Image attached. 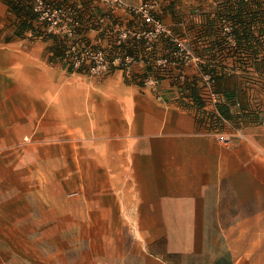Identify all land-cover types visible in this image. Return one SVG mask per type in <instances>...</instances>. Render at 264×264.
<instances>
[{
    "label": "rangeland",
    "instance_id": "obj_1",
    "mask_svg": "<svg viewBox=\"0 0 264 264\" xmlns=\"http://www.w3.org/2000/svg\"><path fill=\"white\" fill-rule=\"evenodd\" d=\"M12 1L24 9L29 7L35 17L17 15L0 0V264H159L149 249L161 231L133 227L137 215L131 205L137 199L123 197L127 182L116 180V150L102 149L100 135L68 132V113L60 106L67 103L58 102L56 95L85 92V87H80L84 85L60 87L51 78L49 65L40 73L26 72L18 61L13 67L17 73H3L4 53L10 45H44L41 41L49 40L50 44L39 47L46 49V61L52 63L56 58L50 51L53 41L61 38L66 40L61 49L67 62L69 39L49 31L48 21L39 17V12L57 7L70 10L74 16L77 34L72 43L101 47L110 59L134 55L132 49L139 44L142 59L150 62L156 57L155 43L160 39L149 54L143 40L134 34L148 28L135 12L143 0H124L122 7L108 6L101 0ZM239 1L252 11L243 15L249 21L243 28L253 32L258 43L245 40L238 44L230 36L234 25L228 19L229 12L235 13ZM151 10L173 36L183 39L187 35L195 48L203 36L210 39L209 44L226 36L229 64L237 69L228 71L232 75L229 80L239 79L240 98L248 112L264 111V0H157ZM91 29L103 33L105 45L87 36ZM123 31L130 33L123 38ZM161 38L171 44H166L168 56L161 57L174 60L173 42ZM184 44L190 50L187 41ZM252 50H256V62ZM176 62L175 67L186 66L181 59ZM149 65L151 69L139 81L143 88V79L156 73L157 67ZM204 73L201 68V75ZM87 89L100 91L96 85ZM61 121H65L64 126Z\"/></svg>",
    "mask_w": 264,
    "mask_h": 264
},
{
    "label": "crops",
    "instance_id": "obj_2",
    "mask_svg": "<svg viewBox=\"0 0 264 264\" xmlns=\"http://www.w3.org/2000/svg\"><path fill=\"white\" fill-rule=\"evenodd\" d=\"M87 36L106 44L103 33L91 29ZM186 37L198 61L166 69L156 91L139 85L151 69L139 44L132 49L137 60L126 73L114 68L97 77L100 82L71 70L62 59L66 40L61 38L53 41L52 63L39 47L49 40L6 47L3 73H17L13 67L18 61L26 72L40 73L49 65L60 87L84 85L85 92L56 95L58 102L67 103L60 106L68 113V132L100 135L102 149L116 150V180L127 182L123 197L137 199L131 205L137 215L133 227L161 231L149 249L159 264H264V117L248 112L241 98L242 110L222 95L239 80H229L228 49L217 46L216 39L209 44L204 36L195 48ZM163 40L155 43L154 56H168ZM202 66L219 75L228 72L216 86L218 101L228 106V116L218 120L231 137L228 145L216 140L196 104L200 101L210 117L217 108L200 89ZM94 85L100 91L88 92Z\"/></svg>",
    "mask_w": 264,
    "mask_h": 264
},
{
    "label": "built area",
    "instance_id": "obj_3",
    "mask_svg": "<svg viewBox=\"0 0 264 264\" xmlns=\"http://www.w3.org/2000/svg\"><path fill=\"white\" fill-rule=\"evenodd\" d=\"M102 3L108 6L122 7L126 5L124 0H101ZM40 4L42 0L39 1ZM157 3V0H143L139 3V7L135 10L139 13L142 22L148 27L142 31H137L136 37L143 40V47L149 53H153L154 43L161 37L169 38L174 44V50L172 56L174 60L167 61L164 57L156 56L151 58L148 64H154L156 66V73L152 72L143 79V85L149 89H157L159 84V76L169 66H176L178 63L176 59H181L182 65H188L190 62L197 60L190 50L185 47L184 40L175 37L171 34L167 26L158 18L153 15L151 7ZM39 12V11H38ZM40 14V19L48 21L49 31L54 34L60 35L62 38L69 39L67 44V50L65 51L66 60L71 70L77 73H81L86 76L101 77L112 71V68L121 64L123 71L127 72L129 64L135 59L134 55H122L110 59L105 49L101 47H95L91 44L79 46L78 44L72 43L71 40L77 34L75 31L76 21L70 10H66L62 7L54 8L53 10H45ZM130 31H123L121 37H127ZM201 86L202 94L208 101H211L214 105L217 102V94L214 90L215 78L210 73H204L201 75ZM200 112L203 120L207 119L210 126L213 127L214 136L217 141L223 145L230 143L231 137L229 134L221 131V125L218 120L222 123L224 121L223 116L220 114L217 108H214L211 117L204 110L205 107H200Z\"/></svg>",
    "mask_w": 264,
    "mask_h": 264
},
{
    "label": "trees",
    "instance_id": "obj_4",
    "mask_svg": "<svg viewBox=\"0 0 264 264\" xmlns=\"http://www.w3.org/2000/svg\"><path fill=\"white\" fill-rule=\"evenodd\" d=\"M5 3L12 9L14 10V12L17 14V15H21V14H25L26 16L29 17V19H32L33 17H35V14L32 12V10L29 8V7H26L24 9V7L22 5H20L19 3L15 2V1H12V0H5ZM243 2L242 1H239L238 2V7L235 11V13L232 15L230 12H229V16H228V19H230L232 22H233V29L230 33V36H232L234 38V40L240 44L242 42H245V40H247L248 42H254V43H258L259 42V38L251 31H248L247 28H243V26L247 25L249 23V21L245 20V17L243 15H245L246 13H251L252 11H248L246 8H245V5L242 4ZM252 15V14H251ZM250 19H253V18H250ZM22 24H25L24 22H22ZM25 25H22V27H24ZM164 42L166 44H168L169 46L171 45L170 43H168L167 40H164ZM215 44L217 46H224L226 43V36L224 37H221V38H218L216 39L215 41ZM167 45V46H168ZM250 47H252V49L255 48V44H249ZM168 46V47H169ZM251 55L253 56V60L256 62V50H252V53ZM236 67H233V68H228L229 70L231 71H236L237 69H235ZM249 68L246 69V71L249 72ZM202 71L205 72V73H210L211 75H213V77L215 78V86H214V90L217 94V109L218 111L220 112V114L225 118L228 116L227 114V111H228V106L225 105L223 106L222 104H220V102L218 101V91H217V78L220 76V77H223L225 75L228 74L227 70H222L220 75L216 73V71L214 70H211V69H207L206 66H202ZM230 72V71H229ZM228 76H232L231 74H228ZM227 76V77H228ZM237 80H236V83L233 85L232 88L228 89V90H225L222 92V95L224 96V98L226 100H236V102L238 103V106H239V109H243V107L241 106V102H240V87L239 85L237 84ZM196 104L198 105V107H202V103L200 101H196ZM256 116H259V114H262L264 115V111H262L261 113L260 112H256Z\"/></svg>",
    "mask_w": 264,
    "mask_h": 264
}]
</instances>
